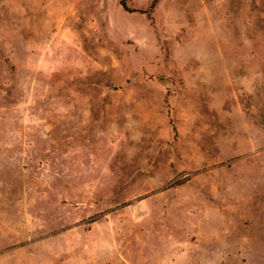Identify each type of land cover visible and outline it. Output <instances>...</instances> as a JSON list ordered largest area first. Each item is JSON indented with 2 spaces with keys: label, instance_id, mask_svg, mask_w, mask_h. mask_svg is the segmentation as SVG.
I'll return each instance as SVG.
<instances>
[{
  "label": "rangeland",
  "instance_id": "rangeland-1",
  "mask_svg": "<svg viewBox=\"0 0 264 264\" xmlns=\"http://www.w3.org/2000/svg\"><path fill=\"white\" fill-rule=\"evenodd\" d=\"M0 0V264H264V0Z\"/></svg>",
  "mask_w": 264,
  "mask_h": 264
},
{
  "label": "trees",
  "instance_id": "trees-1",
  "mask_svg": "<svg viewBox=\"0 0 264 264\" xmlns=\"http://www.w3.org/2000/svg\"><path fill=\"white\" fill-rule=\"evenodd\" d=\"M120 4H121V6H122L123 8H126L125 3H124L123 0L120 1Z\"/></svg>",
  "mask_w": 264,
  "mask_h": 264
}]
</instances>
